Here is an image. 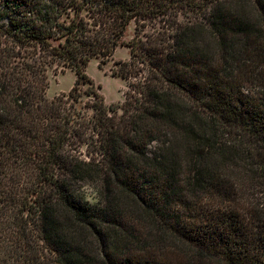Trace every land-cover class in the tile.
Wrapping results in <instances>:
<instances>
[{"label":"trees","instance_id":"obj_1","mask_svg":"<svg viewBox=\"0 0 264 264\" xmlns=\"http://www.w3.org/2000/svg\"><path fill=\"white\" fill-rule=\"evenodd\" d=\"M0 264H264V0H0Z\"/></svg>","mask_w":264,"mask_h":264},{"label":"rangeland","instance_id":"obj_2","mask_svg":"<svg viewBox=\"0 0 264 264\" xmlns=\"http://www.w3.org/2000/svg\"><path fill=\"white\" fill-rule=\"evenodd\" d=\"M150 31V29L148 30ZM135 35V23L132 22L124 36V40L130 41ZM130 59V50L126 46H119L114 56L106 63L101 64L99 59H92L87 74L93 79L98 91L104 96L106 104H123L125 94L128 90V81L120 76L113 75L116 70V63ZM76 74L74 71L66 69L65 71H49V88L47 97L54 99L62 94H68L74 86ZM89 97H83L87 101ZM122 113V110H119ZM79 195L88 203L96 204L98 202L97 189L93 184L86 183L79 192Z\"/></svg>","mask_w":264,"mask_h":264}]
</instances>
